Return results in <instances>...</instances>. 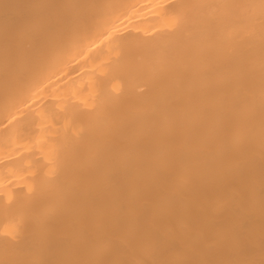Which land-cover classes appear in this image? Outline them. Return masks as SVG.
Listing matches in <instances>:
<instances>
[{
	"label": "bare ground",
	"instance_id": "6f19581e",
	"mask_svg": "<svg viewBox=\"0 0 264 264\" xmlns=\"http://www.w3.org/2000/svg\"><path fill=\"white\" fill-rule=\"evenodd\" d=\"M0 264H264V0H0Z\"/></svg>",
	"mask_w": 264,
	"mask_h": 264
}]
</instances>
